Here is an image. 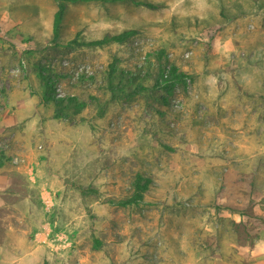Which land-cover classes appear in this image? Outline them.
Returning <instances> with one entry per match:
<instances>
[{
  "label": "rangeland",
  "instance_id": "obj_1",
  "mask_svg": "<svg viewBox=\"0 0 264 264\" xmlns=\"http://www.w3.org/2000/svg\"><path fill=\"white\" fill-rule=\"evenodd\" d=\"M259 1L0 0V264H264Z\"/></svg>",
  "mask_w": 264,
  "mask_h": 264
},
{
  "label": "trees",
  "instance_id": "obj_2",
  "mask_svg": "<svg viewBox=\"0 0 264 264\" xmlns=\"http://www.w3.org/2000/svg\"><path fill=\"white\" fill-rule=\"evenodd\" d=\"M65 1H68V0H59V7H58V10L56 12L55 20H54V35H55V37H57L59 34V31L61 28V22L63 20L64 14L66 12V2ZM71 1H77V0H71ZM257 5L260 8L264 9V0L259 1L257 3ZM148 6L151 7L152 5L148 4ZM239 8H242V7H239ZM240 10H242V9H240ZM137 32L138 31H135V30H128V31H125V32L118 34V35L106 36L103 39L88 42L87 44L88 45H100V44H103V43L110 41V40H115V41L121 42V41H125L128 38L132 37ZM184 77H185V75L183 73H177L176 67H173V71H172V73H170L167 80L168 81L183 80ZM43 80L47 86L45 98L47 100H54L57 104H59L61 102V98H58L55 95L54 82H52L51 78L46 77V76H43Z\"/></svg>",
  "mask_w": 264,
  "mask_h": 264
},
{
  "label": "crops",
  "instance_id": "obj_3",
  "mask_svg": "<svg viewBox=\"0 0 264 264\" xmlns=\"http://www.w3.org/2000/svg\"><path fill=\"white\" fill-rule=\"evenodd\" d=\"M7 112L8 110L6 112L0 111V131L8 127L9 123L13 125V123L9 121ZM19 169V165L8 163V161H0V209L6 206V200L3 197V193L7 190L8 187H11L14 184V172Z\"/></svg>",
  "mask_w": 264,
  "mask_h": 264
}]
</instances>
